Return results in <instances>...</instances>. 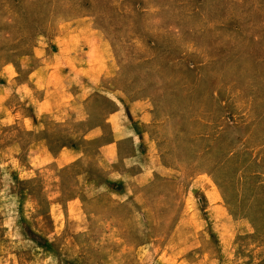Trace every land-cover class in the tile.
<instances>
[{"label":"rangeland","instance_id":"rangeland-1","mask_svg":"<svg viewBox=\"0 0 264 264\" xmlns=\"http://www.w3.org/2000/svg\"><path fill=\"white\" fill-rule=\"evenodd\" d=\"M0 264H264V0H0Z\"/></svg>","mask_w":264,"mask_h":264}]
</instances>
